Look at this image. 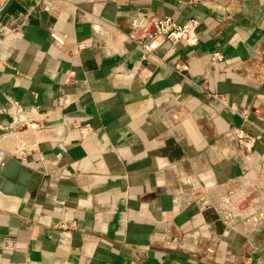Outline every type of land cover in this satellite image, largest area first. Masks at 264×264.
I'll list each match as a JSON object with an SVG mask.
<instances>
[{
  "label": "crops",
  "instance_id": "obj_1",
  "mask_svg": "<svg viewBox=\"0 0 264 264\" xmlns=\"http://www.w3.org/2000/svg\"><path fill=\"white\" fill-rule=\"evenodd\" d=\"M160 17L199 19L198 45L129 37ZM19 117L63 123L0 151L87 196L0 190V264H264V0H5L0 126ZM188 191L231 218L192 217Z\"/></svg>",
  "mask_w": 264,
  "mask_h": 264
},
{
  "label": "water",
  "instance_id": "obj_2",
  "mask_svg": "<svg viewBox=\"0 0 264 264\" xmlns=\"http://www.w3.org/2000/svg\"><path fill=\"white\" fill-rule=\"evenodd\" d=\"M4 3L5 0H0V5ZM50 9V5L44 4L42 6L41 17L52 21V18L49 16ZM51 29V27L48 28V30ZM149 29L153 32L152 27ZM51 37H53V35ZM61 123H63V120H47L40 124L33 118L19 117L13 123L6 126H0V137L24 134L31 130L35 131L41 126L51 127ZM40 177H42L41 174L33 168L24 165V163L18 160L12 153L0 151V190L4 194L23 197L30 187L34 189L41 185V187L54 188L55 194L52 195L54 200H57L62 204H64L65 200L72 202L71 205H68L69 207H75L80 197L87 196V192L83 189L50 181L51 177L48 175L42 177L43 183L41 184ZM34 193V190H32L31 194L33 195ZM178 200L182 206L185 207L186 212L192 217L196 219L202 217V219L209 223L214 222L216 226L224 225L225 222H228L226 220L231 218V216L228 215L227 219L224 215L228 212L227 210L231 208L230 198L224 199V207H222L221 210H216L215 207L218 206V204L216 202H210L206 198L194 200L190 191L178 196ZM254 220L257 222L258 227L261 228L264 225V209L254 216ZM241 221V218L236 219V222Z\"/></svg>",
  "mask_w": 264,
  "mask_h": 264
},
{
  "label": "built area",
  "instance_id": "obj_3",
  "mask_svg": "<svg viewBox=\"0 0 264 264\" xmlns=\"http://www.w3.org/2000/svg\"><path fill=\"white\" fill-rule=\"evenodd\" d=\"M186 1L190 4H199L203 2V0ZM200 24V20L195 17L189 18L184 23H178L176 19L172 17H160L152 22H149L145 26L144 32L141 36L130 34L129 37L132 39H136L148 53L156 50L160 45V41H168L172 44L182 42L187 46L193 47L198 45L199 43L198 29L200 27ZM150 27L153 28V32L150 31ZM58 41L63 43V40L58 39ZM212 59L222 61L223 56L220 53L216 52L212 54ZM176 68L179 72L186 70V67H180L178 65H176ZM90 129V125H86L82 130L83 135H87ZM235 136L237 142L246 153H250L254 150L257 143L256 137L252 136L242 128L236 130ZM28 149L29 148L25 143L20 144L16 150V153L18 154L17 156L25 157Z\"/></svg>",
  "mask_w": 264,
  "mask_h": 264
},
{
  "label": "rangeland",
  "instance_id": "obj_4",
  "mask_svg": "<svg viewBox=\"0 0 264 264\" xmlns=\"http://www.w3.org/2000/svg\"><path fill=\"white\" fill-rule=\"evenodd\" d=\"M35 119V118H33ZM38 123L42 124L44 121L41 120V119H35ZM44 126H41L39 129L37 130H31V131H28L27 133H24V134H18V135H14V136H11L9 138H6L3 143L8 146V147H11L12 144H13V138L16 136V138H18V143L19 145L20 144H23L25 143L26 146L30 149L31 147H33L35 145V143H38L39 140H36L38 139V137H40V134L37 135L38 133L42 132L44 130ZM13 137V138H12ZM45 139H50V138H45ZM13 154H17V153H13Z\"/></svg>",
  "mask_w": 264,
  "mask_h": 264
}]
</instances>
